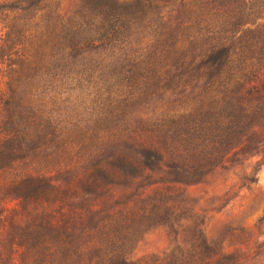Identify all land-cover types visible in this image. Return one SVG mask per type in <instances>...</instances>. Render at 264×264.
<instances>
[{
	"label": "trees",
	"instance_id": "trees-1",
	"mask_svg": "<svg viewBox=\"0 0 264 264\" xmlns=\"http://www.w3.org/2000/svg\"><path fill=\"white\" fill-rule=\"evenodd\" d=\"M117 4L0 0V264H135L146 232L182 224L181 186L263 153L264 0ZM98 58L112 79L100 118L44 119L45 104L75 105L66 77ZM166 95V111L140 113ZM153 173L166 177L130 191Z\"/></svg>",
	"mask_w": 264,
	"mask_h": 264
},
{
	"label": "rangeland",
	"instance_id": "rangeland-1",
	"mask_svg": "<svg viewBox=\"0 0 264 264\" xmlns=\"http://www.w3.org/2000/svg\"><path fill=\"white\" fill-rule=\"evenodd\" d=\"M88 1L92 0H46L63 14L84 6ZM112 1L122 5L137 0ZM127 69L124 68L123 73ZM161 99L163 101L141 108L140 113H147L149 117L166 111L170 108L165 104L168 95ZM70 100H73L71 93ZM261 151L263 153L258 155L238 156L237 162L225 163L223 168L201 182L181 186L180 191L190 202L186 208L188 212L178 214L182 218L180 227L150 229L135 244L131 260L135 264H155L158 259L165 264H196L199 259L205 264L212 256L208 264H264V149ZM256 165L258 170L253 176ZM150 175V180H135L130 191L140 192L142 186L161 182L166 177L164 174ZM156 186L150 185L149 188ZM8 205L11 209L15 203ZM197 224L209 248L201 255L191 247Z\"/></svg>",
	"mask_w": 264,
	"mask_h": 264
},
{
	"label": "clouds",
	"instance_id": "clouds-1",
	"mask_svg": "<svg viewBox=\"0 0 264 264\" xmlns=\"http://www.w3.org/2000/svg\"><path fill=\"white\" fill-rule=\"evenodd\" d=\"M98 66H80L70 70L66 85L72 89L71 97L75 105L63 107L56 111L45 104L43 118L66 131L85 129L102 115L104 103L108 100V85L112 83L109 76V61L98 58ZM67 91L61 99L68 96Z\"/></svg>",
	"mask_w": 264,
	"mask_h": 264
}]
</instances>
